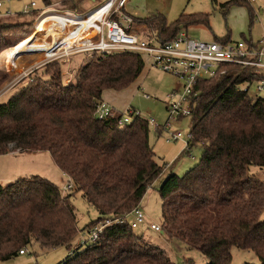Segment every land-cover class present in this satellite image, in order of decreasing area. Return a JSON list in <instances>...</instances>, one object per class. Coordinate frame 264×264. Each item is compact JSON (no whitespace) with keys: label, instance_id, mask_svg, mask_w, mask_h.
Wrapping results in <instances>:
<instances>
[{"label":"trees","instance_id":"obj_1","mask_svg":"<svg viewBox=\"0 0 264 264\" xmlns=\"http://www.w3.org/2000/svg\"><path fill=\"white\" fill-rule=\"evenodd\" d=\"M233 2L250 9L245 0L228 4ZM43 3L51 6L50 0ZM61 4L66 6L63 10L82 12L73 0ZM39 13L0 16L4 22L0 23V56L12 48L6 52L10 60L35 47L34 40L26 38ZM249 14L253 22L250 10ZM94 19L84 17L89 24ZM66 21L67 26L74 22ZM47 22L57 21H45L43 28ZM198 25L209 26L208 16L182 14L168 23L156 14L133 18L132 30L140 39L150 41L155 35L162 43ZM58 26H53L51 34L60 38ZM214 40L228 42L229 34ZM144 65L133 52L93 54L66 82L54 64H47L34 70L24 85L0 103V156L11 151L10 145L19 153L46 152L72 184L71 190L63 191L33 176L0 186V261L19 255L31 244L69 250L80 232L71 204L76 192L98 213L82 228L87 229L139 207L148 189L167 171L158 186L165 238L197 250L207 264H231L233 247L254 253L264 264V221L260 220L264 183L248 175L251 166L264 170V99L241 90L245 84L249 88L264 82V71L225 64L223 75L196 81L188 151L181 154L192 156L191 149L197 145L202 152L199 161L179 177L172 172L177 159L168 167L157 162L147 119L132 116L133 109L125 112L130 121L123 126L117 123L123 114L113 108L111 119L95 116L103 91L126 89ZM7 80L8 73L0 68V87ZM154 131L161 136L163 129L158 125ZM71 252L60 264H174L165 250L136 234L128 223L106 228L98 241ZM186 264L193 263L188 260Z\"/></svg>","mask_w":264,"mask_h":264},{"label":"rangeland","instance_id":"obj_2","mask_svg":"<svg viewBox=\"0 0 264 264\" xmlns=\"http://www.w3.org/2000/svg\"><path fill=\"white\" fill-rule=\"evenodd\" d=\"M50 1L51 6L46 7H50L56 11H62L66 8V6L61 4L64 0ZM73 1L82 12L90 10L99 3L97 0L93 3H91V0ZM230 1L231 0H129L126 10L131 16L135 15L138 18L161 14L165 17L168 23L174 22L182 14L186 16L198 14L207 15L209 26L199 25V27H192L188 29L187 32L185 31L188 37L194 40L213 41L214 38H223L229 34L231 40L237 41L242 40V36L249 39L251 32L256 35L259 30L258 25H260V23L256 21V17L254 16L253 22H251L248 9L243 6V4L239 5L234 2L228 4ZM0 2L2 3L0 12H2V9L10 3V8L13 13L22 12L23 7L30 5L32 2L37 5V8H42L44 5L43 0H11L9 3H7V0H0ZM253 5H256V3ZM257 16L262 22L264 19L263 16L259 13ZM86 17L89 20H93L96 15L93 13ZM0 23L4 22L1 20ZM138 29L141 28L139 27ZM53 36H55V34ZM42 37H44L42 42H46L45 40L48 37L46 36V32ZM62 37L63 36L61 35L60 39H62ZM28 38L29 37L26 39ZM35 38L32 40H34V45H37L38 42ZM57 38L59 39V37ZM25 40H22L21 42ZM9 49L5 51L7 52ZM44 56H46V53ZM43 57L38 58V60L43 59ZM86 59V53L73 54L69 57V60L73 63L72 68H75L74 62H77L78 64L81 62L83 64ZM19 63L20 61H18L17 64L19 65ZM24 63L26 64V61ZM54 67L55 69L59 68L55 64ZM1 69L4 70L3 68ZM8 73L11 77L18 75V72H13L11 67L9 68ZM7 82L8 80L0 87V91L6 87ZM256 85L257 82L250 85L249 94L252 97H254L256 93ZM177 86L178 82L175 78L164 74L157 69H149L145 64L140 77H138L129 87L117 92L106 91L102 100L103 102L108 103L110 107H113V110L116 112L126 114L125 112L128 109H134L140 113L141 117L147 120L153 119L156 125L161 126L168 118L165 106L166 95L173 91ZM7 90L8 89L4 90L6 93L3 95L4 97L2 96L0 98V103L6 101L7 98L14 93V90L9 91V89V92ZM257 96L264 99V90ZM190 121V118H182L178 122L172 123L171 130L173 132L180 131L186 140L189 133ZM149 126V142L159 164L162 162H165V164H172V162L177 159L172 167V172L181 177L199 161L202 152L199 145L191 149V155L193 158H190L186 154H181L183 149L182 140L167 144L161 137L156 135L154 125L150 124ZM10 147L12 150H15L13 145ZM33 153L34 152L20 154L21 157L25 158L4 159L3 157H0V186H6L19 178L33 176L44 178L60 188L67 183V177L64 176L52 163L47 153L43 152V158H40L39 160L38 158H32L33 161H28L26 158L28 157L27 155L31 156ZM248 175L264 183L263 169L260 170L258 167L251 166L248 169ZM161 180L162 179H159L153 183L139 205L147 219L159 225L162 221L161 200L158 194V186L161 183ZM71 204L74 208L77 227L80 231L84 226L98 217V213L87 204L81 192H76L73 195L71 198ZM260 220L264 221V211L260 216ZM134 232L136 234H143L144 238L149 243L165 250L174 264H186V261L188 260H191L193 264H207L205 257L200 252L195 249H188L182 242L176 239H167L162 234L151 232L145 227H138ZM79 241L80 234L78 233L69 250L65 247L40 249L37 244H31L27 247L25 256L16 255L9 260L0 261V264H60L68 256L70 251H74L79 247ZM230 254L231 264H260L259 259L250 251H242L233 247L230 250Z\"/></svg>","mask_w":264,"mask_h":264},{"label":"built area","instance_id":"obj_3","mask_svg":"<svg viewBox=\"0 0 264 264\" xmlns=\"http://www.w3.org/2000/svg\"><path fill=\"white\" fill-rule=\"evenodd\" d=\"M11 0H7L9 3ZM96 0H91L93 3ZM99 3L86 11L85 13H77L72 11H56L50 7L41 8V12L33 26L32 33L29 37H34L38 42L32 47L18 56V61H22L27 56H34V62L28 69L22 71L18 75L12 77L4 89L0 91V98L6 93V89H10L18 81L23 78H30V74L47 64H55L61 72L67 77V82L73 78V73L69 71V57L73 54L86 53L89 58L93 54L108 55L114 52L128 51L137 53L143 62L150 69H157L160 72L175 78L178 86L166 95L165 106L168 114L166 122L161 125L163 132L162 139L165 143L183 141V151H188V138L185 140L184 135L180 131L173 132L171 130L172 123L178 122L182 118H189L191 113V95L192 88L196 81L202 79L213 78L216 74L223 75L224 69L222 65H239L241 67H252L264 71V33L262 34L258 44L251 41H200L188 37L185 32H180L174 38L167 42L159 43L155 35H152L150 41L140 39L132 30L133 18L129 16L124 7L128 0H97ZM248 5H252L256 0H245ZM34 2L24 6L23 13L35 8ZM2 3L0 2V8ZM95 13L96 19L87 24L84 17L88 14ZM11 11H6L2 15H11ZM256 21H259L255 15ZM66 19L74 20L75 27L66 25ZM48 20H55L61 27L62 39L55 40L48 35L46 42H42V36L45 29L42 23ZM40 22L41 27H39ZM56 22V23H57ZM70 27V30H68ZM45 36V35H44ZM48 42V43H47ZM68 42V43H66ZM46 56L38 60V54ZM10 66V62L8 61ZM13 72H19L18 70ZM250 88V87H249ZM248 84L242 86V91H249ZM7 90V91H8ZM264 90L263 81L257 82L255 87V95L257 96ZM111 107L101 102L95 110V116L99 120H108L114 117L111 113ZM132 116L140 117V113L136 110L130 111ZM130 117L127 114L118 120V125L128 124ZM149 124L156 125L153 119L148 120ZM19 150L11 151L18 153ZM191 158L192 156L189 155ZM193 158V157H192ZM66 176V175H64ZM67 177V176H66ZM72 189L70 179L67 177V183L62 187L63 191ZM128 223L132 230L138 227H145L147 230L160 233L161 226L147 219L145 213L140 206L134 208L130 213L123 217L106 218L103 221L87 228L82 229L80 234V247H85L98 241L100 234L108 227ZM26 254V250L19 251V255ZM70 251L68 255H71Z\"/></svg>","mask_w":264,"mask_h":264},{"label":"crops","instance_id":"obj_4","mask_svg":"<svg viewBox=\"0 0 264 264\" xmlns=\"http://www.w3.org/2000/svg\"><path fill=\"white\" fill-rule=\"evenodd\" d=\"M128 2H129V0L127 1V3H126V5H125V7H124V11L129 15V16H131L128 12H127V10H126V7H127V5H128ZM256 5H249V7H250V11L252 12V15H253V17L255 16V14L257 15L258 13L260 14V15H262L263 16V18H264V0H256ZM9 5V6H8ZM8 5H6L5 7H4V9H2V12H1V14H3V13H5L6 11H11V13L13 14V12H12V10H11V8H10V3L8 4ZM45 6H43L42 8H44ZM247 8V7H246ZM248 9V8H247ZM34 10H41V8H37V5L35 6V8H33V9H31L30 11H34ZM249 10H248V12H249ZM86 12V11H85ZM85 12H81V13H85ZM258 12V13H257ZM14 13H19V12H14ZM250 15V14H249ZM132 18H137V19H144V18H146V17H144V18H138V17H136L135 15L134 16H131ZM259 18V17H258ZM36 20H37V18H36ZM36 20H35V22H36ZM259 23H260V25H258V31H257V34L255 35V34H252V32L250 33V35H249V39H247V38H245L244 36H242L243 37V39H245L247 42L248 41H251L253 44H258V42H259V40H260V38H261V36H262V34L264 33V19H263V21L261 22V20L259 19V21H258ZM87 23V22H86ZM53 26L54 27H59L58 26V24L56 23V22H47V23H45L44 24V29H45V32H46V34H48L49 36H51L52 38H54L55 40L56 39H58L57 38V36L58 35H55V36H53L52 34H51V32H53L52 30H53ZM192 27H199V25L198 26H190L189 28H187V30H186V32L188 31V29H190V28H192ZM187 34V33H186ZM254 36V37H253ZM36 37V35L34 36V37H29V38H35ZM229 38H230V35H229ZM60 39V38H59ZM58 39V40H59ZM231 40V39H230ZM231 41H233V40H231ZM12 49V48H11ZM11 49H9V50H11ZM8 50V51H9ZM21 54V53H20ZM19 54V55H20ZM19 55H17V56H15V57H13L12 59H10V60H8L7 58H6V51L1 55V57H2V59H1V57H0V68H3L4 70H6L7 71V73H8V71H9V68L11 67V69H12V71H13V69H14V71H16V70H18L19 72H18V74L19 73H22V71L23 70H25V69H28V67H30V65H32V63L34 62L33 60H34V56H27V57H25L22 61H20V63H19V65L17 64V59H18V56ZM41 55V56H40ZM45 55V54H44ZM44 55H42V54H38V56H40V57H38V58H41V57H43ZM8 61L10 62V66H9V64H8ZM26 61V64L24 63ZM24 63V64H23ZM75 63V68H72V61H70V65H69V71L71 70V72L73 73V76H74V74L76 73V71H78V69L82 66L81 64V62L78 64L77 62H74ZM2 66H4V67H2ZM149 68V67H148ZM8 69V70H7ZM150 69V68H149ZM143 72V71H142ZM32 74V73H31ZM30 74V75H31ZM62 74L63 75H65L64 74V72H62ZM142 74V73H141ZM140 74V75H141ZM66 76V75H65ZM140 77V76H139ZM8 82H7V84H6V86L9 84V83H11V80H12V77L9 75V73H8ZM25 80H27V78H23V79H21L20 81H18V83H16L14 86H12L11 88H10V90L9 91H12V90H14V91H16L21 85H24L26 82H25ZM66 82H67V77H66ZM8 91V92H9ZM106 91H113V90H105V91H103V93H102V95H101V100H102V97H103V95L105 94V92ZM113 92H117V91H113ZM8 94V93H7ZM13 94V93H12ZM11 94V95H12ZM10 95V96H11ZM9 96V97H10ZM4 97V96H3ZM8 97V98H9ZM7 98V99H8ZM5 102V101H4ZM102 102H103V100H102ZM105 103V102H104ZM106 104H108V103H106ZM111 108H113V107H111ZM114 109V108H113ZM159 137H161L162 138V135L161 136H159ZM11 146V145H10ZM9 146V150H11L12 151V149H11V147ZM11 151H9L7 154H5V155H3V156H0V157H3L4 159H6V158H25V157H21L20 156V154H25V153H28V152H22V153H11ZM46 153V152H45ZM39 154V155H38ZM48 154V153H47ZM43 155H44V153L43 152H34L31 156H29V155H27L28 157H26L27 158V160L28 161H33L32 160V158H38V160L40 159V158H43ZM49 155V154H48ZM49 158H50V156H49ZM51 159V158H50ZM52 161V160H51ZM53 163V162H52ZM54 164V163H53ZM163 164H165V162H163ZM167 167L170 165V163H166L165 164ZM167 171H165L163 174H162V176L159 178V179H163L166 175H164L165 173H166ZM63 174V173H62ZM64 175V174H63ZM158 179V178H157ZM158 179V180H159ZM158 180H156V181H158ZM162 181V180H161ZM26 254H24V255H19V256H25Z\"/></svg>","mask_w":264,"mask_h":264},{"label":"bare ground","instance_id":"obj_5","mask_svg":"<svg viewBox=\"0 0 264 264\" xmlns=\"http://www.w3.org/2000/svg\"><path fill=\"white\" fill-rule=\"evenodd\" d=\"M91 14H93V13H91ZM91 14H88V15H91ZM86 16H87V15H86ZM86 16H85V17H86ZM95 19H96V17H95ZM87 24H89V23H87ZM74 25H75L74 22L70 24V26H71L72 28L75 27ZM68 30H70V27H68ZM66 43H68V42H66Z\"/></svg>","mask_w":264,"mask_h":264}]
</instances>
